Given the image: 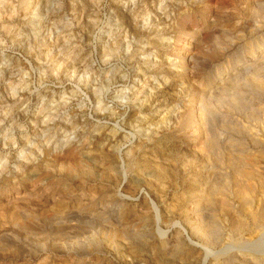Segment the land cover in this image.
I'll return each mask as SVG.
<instances>
[{
    "label": "rangeland",
    "instance_id": "1",
    "mask_svg": "<svg viewBox=\"0 0 264 264\" xmlns=\"http://www.w3.org/2000/svg\"><path fill=\"white\" fill-rule=\"evenodd\" d=\"M263 222L264 0H0V264H264Z\"/></svg>",
    "mask_w": 264,
    "mask_h": 264
},
{
    "label": "bare ground",
    "instance_id": "2",
    "mask_svg": "<svg viewBox=\"0 0 264 264\" xmlns=\"http://www.w3.org/2000/svg\"><path fill=\"white\" fill-rule=\"evenodd\" d=\"M79 78V77H78ZM165 93H167V88H163L162 90H157L156 92H154L153 94H147V95H143V91L141 90V88H137V89H134V90H132L131 91V93H130V95L128 96V99H129V97H133V96H135V97H137V96H139V95H141V97L140 98H143L142 99V103H141V107L143 108L142 110H149L150 108H152L157 102H158V100L159 99H161L162 98V96H164L165 95ZM95 94V93H94ZM93 94V95H94ZM238 96V95H237ZM146 98V99H145ZM163 98H165V97H163ZM140 106V105H139ZM141 107H139V108H141ZM100 110V109H99ZM111 112V111H110ZM113 113V112H112ZM111 113V114H112ZM98 114H100V113H98ZM110 114V115H111ZM163 119V118H162ZM162 121H164V120H162ZM112 131V130H111ZM111 133V132H110ZM110 135V134H109ZM237 157H239L238 155H237ZM239 158H241V157H239ZM238 158V159H239ZM236 159V158H235ZM237 160V159H236ZM240 160V159H239ZM234 161V163H235V160H233ZM237 162V161H236ZM239 162H241V161H239ZM232 164H233V162H232ZM231 165V164H230ZM234 165V164H233ZM239 167L240 168V166H239V164H235V167H234V172H238V170L239 169H237V167ZM242 168V167H241ZM240 168V169H241ZM237 170V171H236ZM243 170V169H242ZM240 173H241V170L239 171ZM244 174H245V172H243ZM243 173H241V175L243 174ZM244 174H243V176H244ZM238 175V174H237ZM246 175V174H245ZM239 176V175H238ZM238 176H237V179H240V178H238ZM247 176V175H246ZM246 176H245V178H246ZM248 177V176H247ZM250 177V176H249ZM242 179H244V178H242ZM241 179V180H242ZM240 180V181H241ZM239 182V181H238ZM242 182V181H241ZM240 185V184H239ZM240 189H241V187H240ZM206 200V199H205ZM210 202V201H209ZM208 202V203H209ZM211 203V202H210ZM211 215V214H210ZM52 216V215H51ZM261 218H263V217H261ZM253 219V218H252ZM258 219V218H257ZM25 220V219H24ZM23 220V221H24ZM29 220V219H28ZM83 221V220H82ZM76 222H80V217H78L77 219H76ZM264 223V222H263ZM18 224V223H17ZM82 224V223H81ZM56 225H59L58 223L56 224ZM241 225V224H240ZM54 227H55V224H54ZM58 228H59V226H58ZM60 229V228H59ZM239 229V228H238ZM81 231V230H80ZM239 231V230H238ZM37 236V235H36ZM68 238V237H67ZM259 253V252H258Z\"/></svg>",
    "mask_w": 264,
    "mask_h": 264
}]
</instances>
